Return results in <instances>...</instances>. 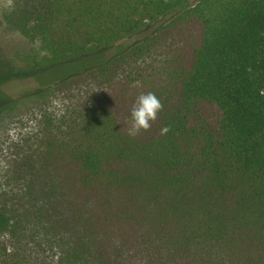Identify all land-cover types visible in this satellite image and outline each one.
I'll use <instances>...</instances> for the list:
<instances>
[{"label": "trees", "instance_id": "1", "mask_svg": "<svg viewBox=\"0 0 264 264\" xmlns=\"http://www.w3.org/2000/svg\"><path fill=\"white\" fill-rule=\"evenodd\" d=\"M27 1L16 70L126 47L33 94L63 107L0 203V264H29L2 240L26 224L58 264H264V0ZM147 92L162 109L131 136Z\"/></svg>", "mask_w": 264, "mask_h": 264}, {"label": "rangeland", "instance_id": "2", "mask_svg": "<svg viewBox=\"0 0 264 264\" xmlns=\"http://www.w3.org/2000/svg\"><path fill=\"white\" fill-rule=\"evenodd\" d=\"M200 0H189L193 6ZM31 12L27 0H0V203L16 200L25 189L24 173L29 170L28 158L40 147L44 118L47 114L58 115L63 98L48 95L41 99L34 96L44 86L87 66L97 65L110 56L121 52L126 45L120 44L102 51L94 57L51 67L38 73L19 71L10 63V56L25 51L28 43L17 29V19ZM174 16V15H173ZM173 16L165 17L154 27L168 22ZM151 27L137 39L150 34ZM136 39V40H137ZM70 73V74H69ZM69 74V75H68ZM32 95V96H31ZM31 96V97H30ZM27 97H30L29 99ZM23 98H27L24 100ZM16 101V102H15ZM14 103L11 110L5 105ZM13 203L12 200L8 201ZM3 241L29 260V264H58L60 250L53 238L44 237L35 226L25 225ZM135 264H139L135 260Z\"/></svg>", "mask_w": 264, "mask_h": 264}, {"label": "clouds", "instance_id": "3", "mask_svg": "<svg viewBox=\"0 0 264 264\" xmlns=\"http://www.w3.org/2000/svg\"><path fill=\"white\" fill-rule=\"evenodd\" d=\"M162 109L160 99L152 92L138 95L131 107L129 119V135L135 136L140 131H146L150 128L151 122L155 121L158 113ZM169 132L167 125L160 129V135H166Z\"/></svg>", "mask_w": 264, "mask_h": 264}]
</instances>
